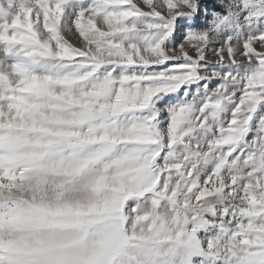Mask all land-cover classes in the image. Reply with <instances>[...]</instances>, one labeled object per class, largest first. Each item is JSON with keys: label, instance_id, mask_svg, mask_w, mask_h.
Listing matches in <instances>:
<instances>
[{"label": "snow or ice", "instance_id": "obj_1", "mask_svg": "<svg viewBox=\"0 0 264 264\" xmlns=\"http://www.w3.org/2000/svg\"><path fill=\"white\" fill-rule=\"evenodd\" d=\"M0 53V264H264V0H0Z\"/></svg>", "mask_w": 264, "mask_h": 264}, {"label": "rangeland", "instance_id": "obj_2", "mask_svg": "<svg viewBox=\"0 0 264 264\" xmlns=\"http://www.w3.org/2000/svg\"><path fill=\"white\" fill-rule=\"evenodd\" d=\"M144 10H147V9H144ZM0 56H2V53H0ZM210 59H214V58L210 57Z\"/></svg>", "mask_w": 264, "mask_h": 264}]
</instances>
